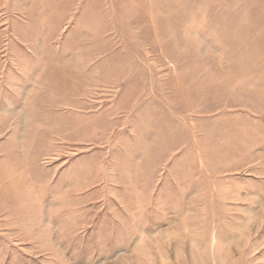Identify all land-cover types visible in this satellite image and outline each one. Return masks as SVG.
I'll use <instances>...</instances> for the list:
<instances>
[{"label": "rangeland", "instance_id": "rangeland-1", "mask_svg": "<svg viewBox=\"0 0 264 264\" xmlns=\"http://www.w3.org/2000/svg\"><path fill=\"white\" fill-rule=\"evenodd\" d=\"M0 264H264V0H0Z\"/></svg>", "mask_w": 264, "mask_h": 264}]
</instances>
